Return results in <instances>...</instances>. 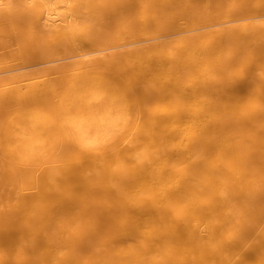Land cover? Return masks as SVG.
<instances>
[{
    "label": "bare ground",
    "instance_id": "1",
    "mask_svg": "<svg viewBox=\"0 0 264 264\" xmlns=\"http://www.w3.org/2000/svg\"><path fill=\"white\" fill-rule=\"evenodd\" d=\"M72 2L30 49L98 53L44 57L35 146L0 124V264H264V0Z\"/></svg>",
    "mask_w": 264,
    "mask_h": 264
},
{
    "label": "rangeland",
    "instance_id": "2",
    "mask_svg": "<svg viewBox=\"0 0 264 264\" xmlns=\"http://www.w3.org/2000/svg\"><path fill=\"white\" fill-rule=\"evenodd\" d=\"M45 2H47V0H0V90L4 92L9 89L10 91L14 90L11 91L12 93L15 92L16 89L25 91L22 92V99L19 98L21 101L16 99V102H12L14 98L11 103L9 102L5 104V106L0 105V124L3 126L5 132L3 133L5 146L10 149L29 148L35 146V142L41 139V130L38 129V132L35 126L38 124L39 119L42 120L41 117L44 116V109L46 106L45 104L35 103L36 101L32 99L33 97L31 98L27 93L32 94V83L38 78L36 74L40 73L38 70L46 65L47 63L44 64V61L49 58L51 59L54 54L51 53L47 55V53H44V50L37 51L35 49H30V46L34 42L33 38L36 36L37 38L42 37L41 32L37 33L35 31L34 25H36V19L39 24L42 22L41 15H43V5L48 7V9L46 7L47 10L44 9L46 12H50L55 17V14H60L59 17L57 16L58 19L61 20L62 17L65 19L64 22L57 19L62 25H79V23L86 20L85 8L79 9V7L73 4L72 0H48V5ZM45 37L47 38L46 41H49L51 45L54 44L56 57L65 55L67 56L66 60H68V58L70 59V57L74 56L72 54L79 51L87 52V50L89 52L87 53L88 55H94L92 51V53L90 52V49H92L95 54L98 53L95 47H89L86 43L81 41L75 42V40L68 42L69 47L66 45L67 43H64L66 45L65 47L64 45L63 47L62 45L58 47L59 45L57 46L54 43V37L51 35H46ZM43 54H45V56ZM57 54L60 56H57ZM27 61L29 63H27ZM24 93L29 97H24V95L26 96ZM39 111H43L44 113L41 114L42 112L40 113ZM38 112L43 116L37 118L36 115Z\"/></svg>",
    "mask_w": 264,
    "mask_h": 264
}]
</instances>
